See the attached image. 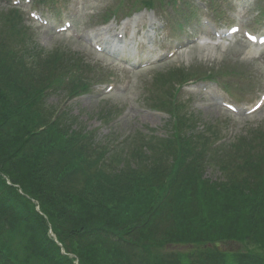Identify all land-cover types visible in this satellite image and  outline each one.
<instances>
[{
    "label": "rangeland",
    "instance_id": "1",
    "mask_svg": "<svg viewBox=\"0 0 264 264\" xmlns=\"http://www.w3.org/2000/svg\"><path fill=\"white\" fill-rule=\"evenodd\" d=\"M142 1H145L142 5L147 3L150 7L155 3V11L142 6L141 12L124 23L113 20L103 25L100 15L105 14L108 6L114 4V8L125 17L128 12H134L131 9L134 0L38 1L44 13L42 22L31 17V13L36 12V3H32L29 9V3L21 2L17 6L21 14L18 10L9 12L16 7L13 0H0V27L13 17L15 28L12 32L20 31L24 35L20 46L36 55L35 60L17 49L13 54L5 53L1 60L3 64L11 62L13 69L9 68V71L23 72L18 78L22 81L21 91L28 95L26 86L38 79L36 76L40 75L41 69H46L45 66L59 68L61 72L75 66L85 69L78 74L81 83L87 84L85 92L71 96L73 91L62 93L57 87V90L48 92L51 87L45 90L43 86L41 88L45 91H38L45 115H49L47 118L58 114L59 123L69 122L72 129L82 132L93 142L90 155L96 154L94 151L105 155L102 163L68 158L76 164L66 186L74 192L69 190V193L93 197L95 192H110L111 189L105 188L108 181L111 183L109 187L115 184L110 172H121L124 164L133 160L129 155L135 150L151 156L156 143L161 147L166 145L162 151L157 149L159 153L164 152L177 142V137L182 140L184 136H191L192 141L198 142L196 138L201 135L208 141L199 158L200 169L192 165L188 169L191 174L180 175L175 185L166 181V184L158 182L153 185L151 180L155 171L142 175L140 171L136 173L134 184L141 186V190L136 191L135 197L126 198L123 205L127 207L125 214H130L127 222H141L134 226L138 228L134 236L139 239L132 246L136 252L132 253L129 264H181L177 260L186 259L189 256L186 253L195 254L203 249L225 255L242 253L237 264H244L245 256L264 258L262 245L256 244L252 238L243 239L241 236L245 235V230L236 231L239 219L243 218L237 215L233 224L229 223L231 220L224 221V215L215 206L221 194L219 183L227 179L221 171L225 163L232 160V165H245V157L249 161L247 169L264 166V97L260 99L264 94V44H253L247 38L248 31L264 33V17L258 14L256 6L262 7L264 0ZM49 5L53 8L63 6L59 11L68 13L63 14L68 18L62 19L73 23L71 29L65 33L57 31L61 15L48 11ZM153 18L157 22L154 23ZM140 22L141 26L138 25ZM130 24L152 26L155 41H150L145 49L133 44V55H112L114 52L109 46H106V53L97 50L94 41L107 39L113 31L125 33V26L130 27ZM233 29L235 32L219 47L199 44L204 34L216 38L211 30L230 32ZM131 31L130 27L126 35L130 36ZM121 57L131 58L132 63H123ZM137 59L147 61L133 64ZM40 60L46 63H40ZM28 67L35 72L34 76L25 71ZM104 70L109 73L102 77ZM208 74L214 77L207 79ZM189 77L193 80L177 94V89L189 81ZM45 79L41 75L36 82L42 85ZM226 85L229 88H225ZM71 87L75 90L74 86ZM86 92L89 93L83 94ZM32 96L38 97L34 93ZM174 104L180 106L176 108ZM228 104L235 106L236 111ZM22 116L12 114L10 127H20L19 118ZM206 129L210 131L208 139L204 135ZM127 138L131 142L121 144ZM202 144L192 145L196 146V153ZM168 158L174 161L173 157ZM4 160L0 154V166L11 171L9 160ZM109 166L115 167L110 169ZM7 183L12 185L10 179ZM196 183L201 184V189L190 193L197 194L198 202L185 203L187 196L183 191ZM18 192L23 193L21 189ZM230 196L233 206L237 201L233 194ZM116 201L120 199L116 197L113 204ZM31 202L34 206L36 204V211H41L37 200ZM221 204L232 213L226 201L222 199ZM123 206H119V210ZM197 207L202 215L193 214ZM149 217L153 219L148 221ZM200 255L207 257L204 253Z\"/></svg>",
    "mask_w": 264,
    "mask_h": 264
},
{
    "label": "trees",
    "instance_id": "2",
    "mask_svg": "<svg viewBox=\"0 0 264 264\" xmlns=\"http://www.w3.org/2000/svg\"><path fill=\"white\" fill-rule=\"evenodd\" d=\"M5 17L9 18L7 15ZM11 19L0 27V154L6 159L4 162L9 160L11 169L9 171L7 167L0 166V264H129L132 253L136 252L132 246L139 239L134 236L138 230L134 226L141 222H127L130 214H125L127 207L123 205L126 198L135 197L136 191L141 190V186L134 184L136 173L140 171L142 175L147 171H155L151 180L153 185L158 182L161 185L174 182L175 185L180 175L190 173L188 169L192 165L200 169L202 164L199 158L208 141L201 135L196 138L198 142L192 141L191 136H184L182 140L177 137V142L164 152L159 153L157 149L162 151L166 145L161 147L156 143V148H151V156L135 150L134 154L129 155L133 160L125 163L121 172H110L115 181L112 187H109L110 181L106 184L108 186L105 188L111 189L110 192H95L93 197L69 193V190L74 192L73 189H66V186L76 164L68 158L91 163L99 160L102 163L105 155L96 151V154L90 155L89 151L94 149L93 142L82 132L72 129L69 122L59 123L56 119L58 114L51 119L46 117L49 115H45L38 91L51 87L48 88L49 92L57 85L55 83L60 73L55 67L45 66L46 69H41L40 75L36 76L38 79L26 86L27 92L31 96L36 94L37 99L21 91L23 86L18 76L23 72L9 71L13 67L11 62L3 64L1 58L5 53L13 54L17 49L27 57L32 58V55L20 46L21 36L24 39V35L20 31L12 32L15 27L14 18ZM25 71L35 75L30 67ZM41 75L46 78L42 85L36 82ZM84 86L81 84V88ZM74 87L78 89L77 84ZM69 89L75 91L73 87ZM17 113L23 114L19 118L20 127H10L12 114ZM130 142L128 139L125 143ZM198 143L203 144L196 153V146L192 145ZM168 157H173L174 161ZM244 160L246 164L249 163L248 158L244 157ZM232 162L228 161L221 168L227 179L219 183L221 194L215 202L216 210L222 212L224 221L231 220L229 223L232 224L237 215L243 218L239 219L236 231L245 230V235L241 236L243 239L252 238L256 244L264 247V200L261 199L264 197V166L256 165L250 170L246 164L232 165ZM113 167L109 166L110 169ZM8 178L12 185L7 183ZM65 178L68 180L64 181ZM200 185L196 183L186 187L183 191L187 196L184 198L185 203L198 202L197 194L190 192L200 190ZM19 189L23 191L22 194L18 192ZM224 194L227 196L223 197ZM231 194L237 201L233 206ZM116 197L120 201L113 204ZM222 199L233 210L232 213L226 211L225 205L221 204ZM31 200L38 201L41 211H36V204L34 206ZM120 204L123 207L119 210ZM199 208L193 209L194 215L203 214L198 213ZM149 219L151 221L153 217ZM186 254L189 255L186 259L177 261L181 264H212L211 261H216V264H237L238 256L242 253L225 255L223 252L203 249L195 254ZM245 257L244 264H264V258Z\"/></svg>",
    "mask_w": 264,
    "mask_h": 264
}]
</instances>
